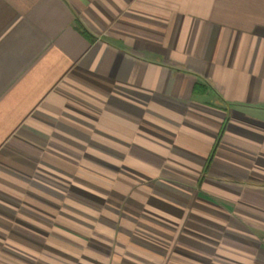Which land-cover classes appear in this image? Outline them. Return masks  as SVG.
Here are the masks:
<instances>
[{
	"label": "crops",
	"instance_id": "1",
	"mask_svg": "<svg viewBox=\"0 0 264 264\" xmlns=\"http://www.w3.org/2000/svg\"><path fill=\"white\" fill-rule=\"evenodd\" d=\"M0 264H264V0H0Z\"/></svg>",
	"mask_w": 264,
	"mask_h": 264
}]
</instances>
